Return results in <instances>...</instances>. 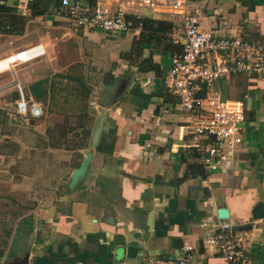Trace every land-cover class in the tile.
Here are the masks:
<instances>
[{
    "label": "crops",
    "instance_id": "0c3cea01",
    "mask_svg": "<svg viewBox=\"0 0 264 264\" xmlns=\"http://www.w3.org/2000/svg\"><path fill=\"white\" fill-rule=\"evenodd\" d=\"M53 3L34 16L33 0H0L11 8L3 15L25 18L9 33V22L0 17V58L31 45H51L52 34L40 20L65 18ZM192 6L200 28L214 37L264 46V0H195ZM164 16L147 17L171 20V39L182 44L181 16ZM149 53L143 50L144 57ZM152 58L159 76L132 68L105 92L104 123L85 175L69 188L70 173L60 197L46 205L42 235L28 236L23 256L13 254L10 264H147L149 257L181 256L184 245L192 246L190 264H220V253L209 242L219 222L242 226L232 234L248 254L247 264H264V75L237 73L212 83L223 100L240 102L245 120L236 159L206 172L188 146L187 114L161 81L171 57L153 53ZM32 71L23 84L15 77L0 90L17 86L23 94L25 84L31 94L28 85L44 78ZM218 208H227L229 218L219 220Z\"/></svg>",
    "mask_w": 264,
    "mask_h": 264
},
{
    "label": "rangeland",
    "instance_id": "374dc122",
    "mask_svg": "<svg viewBox=\"0 0 264 264\" xmlns=\"http://www.w3.org/2000/svg\"><path fill=\"white\" fill-rule=\"evenodd\" d=\"M143 12L155 15L148 9ZM177 18L173 17L178 22ZM40 24L52 34L45 54L0 73V85L15 77L23 84L32 69L49 82L44 101L30 97L23 85L25 111L18 109L22 97L17 86L0 90V264H10L13 254L23 256L32 233L42 235L46 205L60 197L72 169L92 150L94 125L107 106L103 95L130 71L124 54L130 49L131 33L82 32L67 18L49 24L41 19ZM81 78L91 88L86 99L78 97L85 92ZM33 102L39 107L35 116L30 111Z\"/></svg>",
    "mask_w": 264,
    "mask_h": 264
},
{
    "label": "built area",
    "instance_id": "2783aa9c",
    "mask_svg": "<svg viewBox=\"0 0 264 264\" xmlns=\"http://www.w3.org/2000/svg\"><path fill=\"white\" fill-rule=\"evenodd\" d=\"M195 0H58L59 11L75 29L101 31L109 35H138L143 9L156 15H180L183 31L182 51L171 55V63L161 81L176 97L187 114L188 146L196 154L206 172L219 170L236 159L242 143V124L245 120L240 102L223 100L212 83L231 74L257 73L264 75V46L240 37L216 38L200 28L192 4ZM174 43H179L177 40ZM27 56L14 59L11 54L0 58V73L12 70L16 63H27L45 54L42 44L19 50ZM11 61L3 64L4 60ZM18 85V84H17ZM20 90V89H19ZM18 103L25 111L26 102ZM33 116L39 113L38 104H31ZM223 220V219H219ZM218 233L209 239L221 256L220 264H247L249 256L235 241L232 227L218 223ZM176 258L149 257L147 264H190L191 245L182 247Z\"/></svg>",
    "mask_w": 264,
    "mask_h": 264
},
{
    "label": "trees",
    "instance_id": "16d2710c",
    "mask_svg": "<svg viewBox=\"0 0 264 264\" xmlns=\"http://www.w3.org/2000/svg\"><path fill=\"white\" fill-rule=\"evenodd\" d=\"M33 1L34 16L43 14V12L46 11L47 6L51 3V0H42V2L41 0ZM52 8L55 10L59 9V2L57 0H54ZM10 9L0 6V11H2L0 17H5L6 22H9V27L6 31L9 33H14L15 25L22 27L24 25L25 18L16 15H3V13L10 12ZM173 28L174 24L169 19L151 17L143 18L141 31L137 36L132 38L130 49L124 54V59L127 61V65L135 66L138 72L152 71L155 73V75L159 76V65L153 61V53L171 56L182 51V45L179 43H174L171 39L170 34L173 31ZM146 48L149 49L150 53L148 56L144 57L143 50ZM80 81L82 89L85 92L84 94H78V97L86 99L89 95L88 93L91 91V88L85 84L82 78ZM47 83H49L47 78H41L32 83L30 87V95L37 101H44L47 95ZM199 165V168L203 169L200 163ZM27 226L29 229H31L30 224H27Z\"/></svg>",
    "mask_w": 264,
    "mask_h": 264
},
{
    "label": "water",
    "instance_id": "95a60500",
    "mask_svg": "<svg viewBox=\"0 0 264 264\" xmlns=\"http://www.w3.org/2000/svg\"><path fill=\"white\" fill-rule=\"evenodd\" d=\"M132 68L136 70V68L132 67V66L129 69L131 70ZM134 80H135V73L133 75L131 84L134 82ZM13 83L17 84L16 81L13 82ZM131 84L129 86H126L121 91V94H125L128 91V89L131 86ZM21 97L23 99L22 92H21ZM22 99H21V102H20L21 106L23 105ZM105 114H106V109L103 107L100 110V113L98 115L97 121H96V123L94 125V129H93V133H92V137H91V149H93L95 147V145H96V143L98 141L99 135H100L102 127H103ZM91 155H92V151L91 150L87 151L84 154V156L82 158V161L79 164V166L72 170L71 175H70L69 184H68L69 188L75 187V185L77 184L78 180H80L85 175V173L87 171V168H88V165H89V163L91 161ZM216 213H217V216H218L219 219H223L224 220V219H228L229 218V211H228L227 208H218ZM241 227L242 226L236 225V226L232 227V230L239 229ZM217 232H219V229L217 230ZM174 245L177 246L176 244H174Z\"/></svg>",
    "mask_w": 264,
    "mask_h": 264
},
{
    "label": "bare ground",
    "instance_id": "6f19581e",
    "mask_svg": "<svg viewBox=\"0 0 264 264\" xmlns=\"http://www.w3.org/2000/svg\"><path fill=\"white\" fill-rule=\"evenodd\" d=\"M23 56H27V53L26 52H24L23 54H20L19 56H17L16 54L14 55V59H17V58H21V57H23ZM11 60L10 59H8V60H4L3 61V64L4 65H6V63H8V62H10Z\"/></svg>",
    "mask_w": 264,
    "mask_h": 264
}]
</instances>
